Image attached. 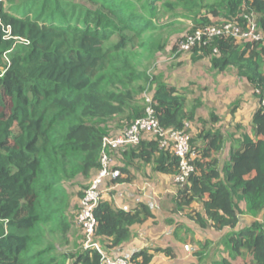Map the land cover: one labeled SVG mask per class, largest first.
I'll use <instances>...</instances> for the list:
<instances>
[{
  "label": "trees",
  "instance_id": "trees-1",
  "mask_svg": "<svg viewBox=\"0 0 264 264\" xmlns=\"http://www.w3.org/2000/svg\"><path fill=\"white\" fill-rule=\"evenodd\" d=\"M7 1L15 5L22 0ZM87 1L94 9L66 0H25L26 11L17 17L0 0V264H59L65 258L72 264H101L103 255L93 248L55 255L42 229L52 225L66 236L71 197L81 199L84 182L100 169L103 139L109 135L104 125L117 119L122 132L145 117L147 105L136 98L144 84L151 87L148 94L159 126L185 130L195 156L194 172L185 183L174 184V196L161 207L164 222L170 224L174 214L196 203L202 213L188 212L189 220L224 232L233 258L264 264V110L253 112L250 133H241L240 125L224 132L214 112L206 119L198 115V98L187 99L185 93L151 80L128 56L136 39L160 29L164 14L175 17L179 11L190 21V34L213 26V19L244 28L245 17L252 18L262 41L203 37L189 54L193 62L207 60L219 73L233 69L259 101L264 93V0ZM186 125L201 128L191 135ZM226 149L227 159L221 162L219 155ZM110 154L118 157L115 167L121 177L127 176L111 180L113 184L132 183L133 173L147 166L170 178L179 171L178 159L154 138L143 137ZM242 214L251 217L250 225L239 227ZM92 215L93 240L111 256L132 241L133 227L156 218L147 204L124 210L104 199ZM153 253L175 258L167 247L141 250L129 260L150 264ZM202 257L194 252L197 261ZM210 264L237 263L222 258Z\"/></svg>",
  "mask_w": 264,
  "mask_h": 264
},
{
  "label": "rangeland",
  "instance_id": "rangeland-1",
  "mask_svg": "<svg viewBox=\"0 0 264 264\" xmlns=\"http://www.w3.org/2000/svg\"><path fill=\"white\" fill-rule=\"evenodd\" d=\"M23 1L25 0L12 5L7 0H3L4 10L11 15L22 17L26 11ZM66 1L94 9L87 0ZM33 10L38 9L34 8ZM176 14L178 15L175 17L171 14H164L157 32H154L152 36L136 39L134 46L128 51L129 59L137 70L146 73L151 80L165 83L179 92L185 93L187 99L198 98L202 104L198 115L206 119L210 111L214 112L220 121L218 126L224 132L228 130L232 132L236 125H240L241 133H250L251 115L253 110L258 107L257 98L251 85L246 79L237 77L231 68L219 73L210 68L207 60L193 62L191 54L177 53L176 46L185 36L190 35L191 24L188 19L180 17L179 11H176ZM35 17L36 13L30 14V18L34 19ZM44 21L46 24L50 23L49 18ZM213 22L214 25H219L217 19H213ZM114 41L115 38L112 39V42ZM158 46H162V48H158ZM143 87L144 90L136 97L140 102L144 101L143 94H148L151 91L149 85L144 84ZM116 123L117 119H113L104 125L109 130V135L120 132L121 129H118ZM200 128V125L197 127L188 125L187 127L191 135L196 134ZM109 157L114 166L119 165L118 157L113 154H109ZM219 159L221 162L227 159V149L219 155ZM96 175L97 173L91 180L84 182V186L88 188ZM158 177L159 175H155L147 166L142 168L134 182L131 183L134 186H131L130 183L113 184L111 180H108L101 190L110 194L115 192L113 188L117 185L118 189L122 191V197H116V199L121 200L123 204H126L128 194L150 201L157 217L155 223L151 225L154 230L153 238L148 241L153 246H158L160 243L162 246L172 248L175 258L169 264H210L222 258L232 263L244 264L241 258H233L229 246L225 244L224 232H216L210 226L202 228L188 219V212L202 213L198 204L194 203L184 212L174 214L173 221L170 224H164L159 211H161L162 205L173 196L172 192H175L176 187L170 181H163V185H161ZM121 179L126 180L127 176L122 175ZM133 187L134 189H132ZM149 189L151 190L148 192ZM80 200L76 197L70 199V206L65 211L70 229L64 238L61 236L60 230L55 229L52 225L44 226L42 229L45 240L50 243L49 246H53L55 255H78L90 248L87 235L77 220ZM250 222L251 217L242 214L239 227H246L250 225ZM177 224L178 227H176ZM204 245L206 248H202ZM194 252H201L202 259L197 261L193 256ZM58 263L72 264V261L65 258L59 259Z\"/></svg>",
  "mask_w": 264,
  "mask_h": 264
},
{
  "label": "built area",
  "instance_id": "built-area-1",
  "mask_svg": "<svg viewBox=\"0 0 264 264\" xmlns=\"http://www.w3.org/2000/svg\"><path fill=\"white\" fill-rule=\"evenodd\" d=\"M245 18L247 19V24L244 28L236 22H224L220 25H213L197 30L194 34L185 36L177 44L176 52L189 53L194 44L200 42L203 37L210 39L215 36H229L237 43L262 41L263 36L254 20L252 18ZM2 74L3 70L0 69V76H2ZM257 94H260V92L257 91ZM142 97L147 105L145 117L136 120L131 126L124 129L122 132L108 135L103 139L100 169L80 200L77 220L87 235L90 248L95 249L103 255L101 264H131L129 258L127 257L104 254L100 245L93 240L95 221L92 211L101 199V189L105 185L106 181L121 177L120 172L115 167L116 165L114 166L111 163L109 154L113 150L136 145L143 137H149L156 139L160 148L169 150L178 159L179 171L178 174L172 178L173 184L178 185L185 183L189 175L195 170V156L190 151L189 134H187L185 130L175 131L171 129H162L159 126L151 107V94L144 93ZM257 102L258 107L264 110V93L260 100H257ZM187 127L188 125H186V128Z\"/></svg>",
  "mask_w": 264,
  "mask_h": 264
},
{
  "label": "crops",
  "instance_id": "crops-1",
  "mask_svg": "<svg viewBox=\"0 0 264 264\" xmlns=\"http://www.w3.org/2000/svg\"><path fill=\"white\" fill-rule=\"evenodd\" d=\"M255 110H256V108L253 110V112ZM253 112H252V114H253ZM251 117H252V115H251ZM139 172L133 173L134 174V180L137 177V175H138ZM155 175H159L158 180L161 181V185H163V181H170L171 183H173L172 182V178H170V177H168L166 175H163V174H155ZM134 180H133V182H134ZM130 185H131V183H130ZM131 186H134V185H131ZM113 189H114L115 192L110 193V194L104 193L105 190H102V192H101V199L109 200L117 208L124 209V210H129V209L133 208L136 203L141 202V203H144V204L149 205L150 208H151V210H152V212H153V214L155 215V217H157L156 214L154 213L153 209H152V206L150 204V201L148 202L147 199L144 198L146 200L145 201L144 199H141L140 196L137 197V196H133L132 194H128L127 197H126V199H127L126 204H123L121 200L116 199V197H122V195H121L122 194L121 193L122 191H120L118 189L117 185H115ZM132 189H134V187ZM150 190L151 189H149L148 192ZM131 191H134V190H131ZM148 192H147V194H148ZM174 194H175V192L174 193L172 192V195L173 196H174ZM144 196H146V195H144ZM172 197H170L169 200ZM166 204H167V202L164 203L162 205V207L164 205H166ZM159 212H160L161 218L163 219L164 217L161 215V211H159ZM155 221H156V218H155ZM163 222H164V219H163ZM154 223L149 222V223H147V224H145L144 226H141V227H139V226L133 227L132 228V233H133L132 241L127 246H125L121 251H117V252H115L112 255H114V256H124V257L130 258V256H132V254H134L136 252H139L141 250H144V249L167 248L165 246L160 245V243L158 244V246H153L152 244L149 243L148 240H152V238H153L152 232L154 230H153V227L151 225H153ZM164 224H167V223L164 222ZM153 254H154L153 260H152V262L150 264H162V263L163 264H169L172 261L171 259L165 257L161 253H153ZM193 256H194V254H193ZM166 260H169V261H166Z\"/></svg>",
  "mask_w": 264,
  "mask_h": 264
}]
</instances>
